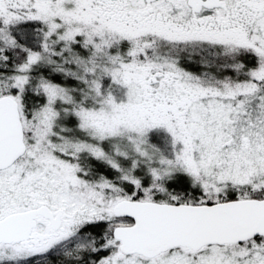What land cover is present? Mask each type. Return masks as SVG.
<instances>
[{
    "label": "snow or ice",
    "instance_id": "6c2138e0",
    "mask_svg": "<svg viewBox=\"0 0 264 264\" xmlns=\"http://www.w3.org/2000/svg\"><path fill=\"white\" fill-rule=\"evenodd\" d=\"M0 264H264V0H0Z\"/></svg>",
    "mask_w": 264,
    "mask_h": 264
}]
</instances>
